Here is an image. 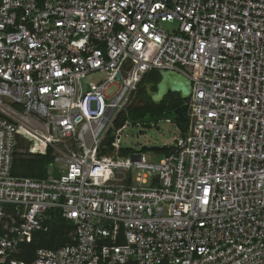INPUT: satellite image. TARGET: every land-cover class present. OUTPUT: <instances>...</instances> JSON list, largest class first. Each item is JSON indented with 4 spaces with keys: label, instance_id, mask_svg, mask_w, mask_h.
Here are the masks:
<instances>
[{
    "label": "built area",
    "instance_id": "obj_1",
    "mask_svg": "<svg viewBox=\"0 0 264 264\" xmlns=\"http://www.w3.org/2000/svg\"><path fill=\"white\" fill-rule=\"evenodd\" d=\"M157 70L190 79L184 132L127 119ZM162 121L158 163L121 146ZM57 218L67 242L18 260ZM99 263L264 264V0H0V264Z\"/></svg>",
    "mask_w": 264,
    "mask_h": 264
},
{
    "label": "trees",
    "instance_id": "obj_2",
    "mask_svg": "<svg viewBox=\"0 0 264 264\" xmlns=\"http://www.w3.org/2000/svg\"><path fill=\"white\" fill-rule=\"evenodd\" d=\"M160 77L156 71H150L143 76L139 83V88L136 94L137 99H147V105H140L135 108H130L132 111H137V115L144 116L147 112L152 114H159L162 112L172 113L173 122L184 132L187 128L186 117V99L180 98L177 93L167 94L158 105H155L145 93L144 85L148 83L156 84ZM155 90V87H152ZM17 145V149H18ZM170 148L155 150L160 154H168ZM51 149L47 148L44 154H34L25 156L18 150H15L11 165V174L14 176H27L34 178L46 177L47 164L50 163ZM68 225L57 218L46 232H33L26 241L21 245V250L16 254L18 260L30 262L33 259L36 248H56L67 242ZM103 264V263H99Z\"/></svg>",
    "mask_w": 264,
    "mask_h": 264
},
{
    "label": "rangeland",
    "instance_id": "obj_3",
    "mask_svg": "<svg viewBox=\"0 0 264 264\" xmlns=\"http://www.w3.org/2000/svg\"><path fill=\"white\" fill-rule=\"evenodd\" d=\"M163 27H165L168 30H171L173 24L164 23ZM100 76H101L100 74L94 73L82 79V82L83 84L84 83L87 84L89 81H94L100 78ZM136 112L137 111L131 112V109H128L127 119L134 122L135 120L141 118H155L157 116H161V117L169 118L173 121L172 113L162 112L159 114H152L150 112H147L144 116L140 117L139 115H137ZM142 131L143 133L141 134L137 127L127 126L122 130V135L120 137V144L124 148L135 151L138 154H143L145 161L150 164L158 163L159 159L162 158L163 155L156 152L155 150H151L147 148L141 149L142 146H146V147L155 146V145L161 146L163 144L171 146L174 141L173 139L175 137L180 136V131L178 130V128L174 123H165L163 121L156 124L155 126L144 127ZM19 143L21 147L18 149L19 151H21V149L24 148V144L26 143V141H24V139H21L19 140ZM32 148H36L37 150H39L34 143L30 142V149ZM27 150L28 149L24 148L22 152Z\"/></svg>",
    "mask_w": 264,
    "mask_h": 264
},
{
    "label": "water",
    "instance_id": "obj_4",
    "mask_svg": "<svg viewBox=\"0 0 264 264\" xmlns=\"http://www.w3.org/2000/svg\"><path fill=\"white\" fill-rule=\"evenodd\" d=\"M159 74V81L156 84L148 83L144 85L145 93L149 99L158 105L161 100L169 93H177L180 98L186 99L191 93L190 79L183 73L177 72L176 70H157ZM118 78V76H117ZM155 90H152V87ZM160 150L166 149V145L161 146H142L141 149Z\"/></svg>",
    "mask_w": 264,
    "mask_h": 264
},
{
    "label": "flooded vegetation",
    "instance_id": "obj_5",
    "mask_svg": "<svg viewBox=\"0 0 264 264\" xmlns=\"http://www.w3.org/2000/svg\"><path fill=\"white\" fill-rule=\"evenodd\" d=\"M138 102L140 103V105H147L148 104V100L147 99H138Z\"/></svg>",
    "mask_w": 264,
    "mask_h": 264
},
{
    "label": "crops",
    "instance_id": "obj_6",
    "mask_svg": "<svg viewBox=\"0 0 264 264\" xmlns=\"http://www.w3.org/2000/svg\"><path fill=\"white\" fill-rule=\"evenodd\" d=\"M139 106H140V103H139Z\"/></svg>",
    "mask_w": 264,
    "mask_h": 264
}]
</instances>
